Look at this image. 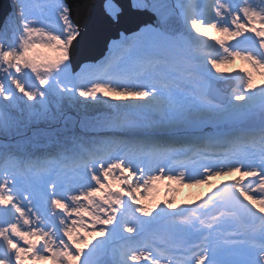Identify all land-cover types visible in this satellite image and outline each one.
I'll list each match as a JSON object with an SVG mask.
<instances>
[{
  "label": "snow or ice",
  "instance_id": "obj_1",
  "mask_svg": "<svg viewBox=\"0 0 264 264\" xmlns=\"http://www.w3.org/2000/svg\"><path fill=\"white\" fill-rule=\"evenodd\" d=\"M105 10L148 19L79 71L65 0H14L0 29V264H264V0Z\"/></svg>",
  "mask_w": 264,
  "mask_h": 264
},
{
  "label": "water",
  "instance_id": "obj_2",
  "mask_svg": "<svg viewBox=\"0 0 264 264\" xmlns=\"http://www.w3.org/2000/svg\"><path fill=\"white\" fill-rule=\"evenodd\" d=\"M66 3L71 9L73 22L79 25V35L71 50L74 71H78L85 63L103 58L110 42L118 39L121 32L130 33L136 29L137 24L148 19L146 16L133 15L126 11L119 22L112 21L105 11L106 0H66ZM12 11V0H0V29ZM228 84V81L219 82L216 87L229 91L231 86Z\"/></svg>",
  "mask_w": 264,
  "mask_h": 264
},
{
  "label": "rangeland",
  "instance_id": "obj_3",
  "mask_svg": "<svg viewBox=\"0 0 264 264\" xmlns=\"http://www.w3.org/2000/svg\"><path fill=\"white\" fill-rule=\"evenodd\" d=\"M13 3H14V0H13ZM213 35H216V34L209 33V36H213ZM208 43L215 44V41L208 40ZM231 43H236V41H232ZM216 47L218 48L219 46L216 45ZM87 64H94V63H87ZM223 67H224L225 73H231L233 76H235L236 73L239 72V70L248 68L249 65L243 60H240L239 58H237L235 62L231 64V67L228 68L226 65H224ZM227 81L231 82V84H229L231 85V89L235 87V84L231 79H228ZM255 82L257 85H264V77H261L260 75L257 74L255 77ZM230 91H228V94L230 93ZM220 92L222 93V91ZM234 175H238V174H234ZM224 178L225 179L223 180L216 179V180L211 181L210 184L206 185V188L208 190L204 193L193 190V188L195 187L188 186V184H184L183 186H181L180 184H177L174 181H171L170 184L166 182L165 180L159 181L157 182V184L162 185L163 190L161 192L154 190L151 195L148 194L147 198L145 199V203L149 205L162 203L165 199H172L174 197L176 204L180 205L181 207H184V206H187L190 202H193V201L199 202L202 197L206 198V194H211V192L215 190L214 188L215 185L221 184L222 181H229L233 179V177H224ZM245 183H247V180H245ZM169 185H171L172 189H178V191L169 192L168 191ZM186 188L189 191H186ZM183 192H185L184 195L182 194Z\"/></svg>",
  "mask_w": 264,
  "mask_h": 264
},
{
  "label": "bare ground",
  "instance_id": "obj_4",
  "mask_svg": "<svg viewBox=\"0 0 264 264\" xmlns=\"http://www.w3.org/2000/svg\"><path fill=\"white\" fill-rule=\"evenodd\" d=\"M211 34H216V33H211ZM228 68L229 67H231V64L230 65H226ZM216 179H218V180H223V179H225L224 177H214L213 179H212V181L213 180H216ZM166 182H171V181H167V180H165ZM206 185L207 184H202V185H193L192 187H195V188H193V190H196V191H198V192H201V193H204V192H206L208 189L206 188ZM209 189H211V188H209ZM163 190V187H162V185H158V184H156V186H155V191H159V192H161ZM186 191H189V190H187V188H186ZM181 193V192H180ZM152 194V192L149 194V195H151ZM183 195L185 194V192H183L182 193Z\"/></svg>",
  "mask_w": 264,
  "mask_h": 264
}]
</instances>
